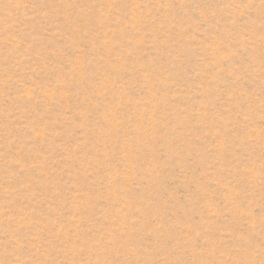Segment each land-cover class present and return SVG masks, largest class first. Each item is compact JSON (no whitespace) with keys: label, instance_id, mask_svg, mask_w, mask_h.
Listing matches in <instances>:
<instances>
[{"label":"rangeland","instance_id":"1","mask_svg":"<svg viewBox=\"0 0 264 264\" xmlns=\"http://www.w3.org/2000/svg\"><path fill=\"white\" fill-rule=\"evenodd\" d=\"M0 264H264V0H0Z\"/></svg>","mask_w":264,"mask_h":264}]
</instances>
